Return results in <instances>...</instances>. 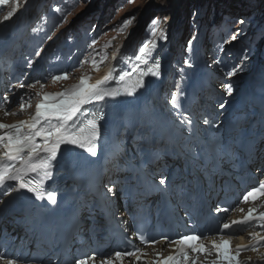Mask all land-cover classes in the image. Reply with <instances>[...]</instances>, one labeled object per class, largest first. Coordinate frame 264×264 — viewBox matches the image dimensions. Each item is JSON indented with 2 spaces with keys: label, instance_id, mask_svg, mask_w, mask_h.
<instances>
[{
  "label": "snow or ice",
  "instance_id": "1",
  "mask_svg": "<svg viewBox=\"0 0 264 264\" xmlns=\"http://www.w3.org/2000/svg\"><path fill=\"white\" fill-rule=\"evenodd\" d=\"M27 3V0H24ZM132 2V0H127ZM5 0H0V5L4 4ZM68 6L65 11V16L62 19L66 20V13L70 11ZM16 9L7 13L0 20L2 24L5 20L13 17ZM59 11V9H57ZM134 19L129 16L125 18L118 29L123 31L124 28ZM167 17H153L150 21V35L166 39V29L160 28V24L164 23ZM243 25L245 21L240 19L237 21ZM35 31V29H34ZM239 34V30L232 35L231 39L235 40ZM195 37H193L194 39ZM51 40L52 36H48ZM96 43L93 40V45ZM188 46H191L193 40L190 39ZM111 45V41L105 44V48ZM151 45V46H150ZM156 50L155 41H145L138 48V51L133 57H129L131 68L122 69L118 73L114 67H109L105 74L100 78L92 80L88 74H83L79 77L78 82L64 87L61 91L47 92L44 91L45 84L40 80L28 84L29 90L35 89L36 84L40 85L39 91L31 92L28 97V102L25 103V97L20 96V111L25 108L32 107L31 96H36L39 99L35 104V109L26 120H19L8 124L0 121V204L6 205L8 200L14 196H19L22 193H30L34 198V202H42L41 207H53L58 205V189L51 186V181L55 176L56 167L60 157L63 155L64 148H78L84 150L90 157L98 156V146L103 137L101 121L105 119L106 113L104 107L109 101H114L117 98L135 97L138 92L147 87L145 78L161 76V62L153 56ZM95 52V49H93ZM39 52L36 53L39 56ZM99 57V58H97ZM112 59H117V54L113 53ZM246 59V57L244 58ZM108 60V56L92 55L89 60L79 61V65L90 62L94 70L99 71L100 67ZM29 65L32 61H28ZM215 63V61H214ZM184 64L191 67L188 59L184 60ZM241 65L235 66L229 73L232 76ZM70 73L67 70L61 71L58 74L51 76L53 83L68 80ZM111 82V83H110ZM113 84L115 86H113ZM21 82L19 87H24ZM226 91L231 95L234 91L233 85L228 83L224 85ZM184 95L183 90L177 84V90L171 92L168 104L173 110L180 108V98ZM9 102V97L6 94L0 95V108H5L4 114L10 113L5 105ZM226 104L220 103L219 108L225 109ZM179 123L184 127V130L191 134L192 120L186 114L178 112ZM83 116V119L80 117ZM205 125L211 124L208 118L203 120ZM219 127V125H212ZM259 171V169H258ZM154 183L159 189V194L164 195L167 192L170 178L166 174H160ZM106 193L110 194V198H114L117 185L110 183L105 185ZM260 197H264V180L258 182V186L252 187L243 194V202L257 201ZM233 209L217 207V213H228ZM243 212L244 209H239ZM255 207H249L246 215L237 220H231L222 225L218 229L219 240L212 239L205 242L204 234L197 235L195 231L190 234L179 235L175 239H170L167 234L161 236V240L167 242L170 247L174 248V252L164 256L161 252H155V259L146 260L147 253L128 241L125 248L117 250L112 254L96 253L92 255L84 254L82 258L73 259L72 264H125L127 258L129 264H264V257L258 261H253L251 257L241 260L240 254L248 246L237 245L234 248L230 246V240L225 239L223 230H231L234 227L242 229L245 226L256 224L264 228V212L256 213ZM35 224H42V219L34 221ZM137 235V233H133ZM257 242L264 241V236L258 232L251 233ZM141 243L157 244L160 243L155 237L147 232H142L138 235ZM255 251V248H253ZM201 254L204 255V260L200 259ZM215 254V259L208 260V257ZM97 255L102 258L97 259ZM37 258L25 255L23 253H11L7 250L0 251V264H33Z\"/></svg>",
  "mask_w": 264,
  "mask_h": 264
},
{
  "label": "rangeland",
  "instance_id": "2",
  "mask_svg": "<svg viewBox=\"0 0 264 264\" xmlns=\"http://www.w3.org/2000/svg\"><path fill=\"white\" fill-rule=\"evenodd\" d=\"M189 1L190 0H137V2H135L131 7H129V10L136 15L138 14V16H136L134 20V22L136 23L135 27L137 28L140 25V23L144 20V18L146 19L150 14L151 15L155 14L154 11H156L157 9L160 11L159 15L162 13L164 15L174 14L175 16H179L182 13V18H184L185 16L184 13L187 10V14H186V17H187L189 13L188 7H187V5H189L190 3ZM198 1H201V0H198ZM231 1L232 0H227V5H230ZM238 18L239 17H235L234 21L237 20ZM187 19H190V16ZM186 22L187 20L184 21V23ZM188 26H189L188 29H194V27H191V25H188ZM237 29H241V28H237ZM256 46H257V43L255 44V42H250L249 49L253 50L256 48ZM173 72L174 74H178V72L175 69L173 70ZM234 106L235 104H233L232 102H227L225 109L218 110V114L224 113L225 115H228V113L231 111V109Z\"/></svg>",
  "mask_w": 264,
  "mask_h": 264
},
{
  "label": "bare ground",
  "instance_id": "3",
  "mask_svg": "<svg viewBox=\"0 0 264 264\" xmlns=\"http://www.w3.org/2000/svg\"><path fill=\"white\" fill-rule=\"evenodd\" d=\"M168 33H170V35L168 36V35L166 34V37H167L166 39H168V38H172V37H173V35H172L173 32L170 31V32H168ZM159 40L163 41V40H165V39H161V38L157 37L154 41L157 43ZM150 46H151V45H150ZM156 55H157V58L160 56L159 53H157ZM159 60H160V62H161V69H163V70L166 71V66H163V65H162V57H159ZM107 69H108V68H107ZM147 78H154V77H146L145 79H147ZM142 107H143V105H142ZM80 118L83 119V116H81ZM99 245L105 246V245H104V242H101ZM99 245H98V246H99ZM106 253H107V251H106ZM250 256L252 257L253 255L250 254Z\"/></svg>",
  "mask_w": 264,
  "mask_h": 264
}]
</instances>
